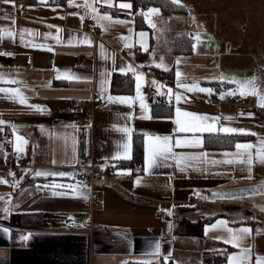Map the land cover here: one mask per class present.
<instances>
[{"label":"crops","instance_id":"0c3cea01","mask_svg":"<svg viewBox=\"0 0 264 264\" xmlns=\"http://www.w3.org/2000/svg\"><path fill=\"white\" fill-rule=\"evenodd\" d=\"M120 2L112 0L109 6L101 0H74L71 5H65L56 0L50 3L27 2L24 8L13 2L4 3L0 8V29L5 33L0 38V53H11L0 54L7 57H0V73L16 81L0 83V87H18L28 99L27 105L20 104L9 99V94L0 92V120L8 122L0 124V177L8 181L0 182V228L10 229V233L0 231V264H122L128 261L164 264L165 256L169 257L168 264H201L204 252L224 255L222 264H228V254L239 253L241 248H250L247 261L242 260L241 264H256L257 255L264 257V160L257 155L262 149L260 142L264 140L263 113L260 112L256 118H234L229 104L211 100L215 90L208 81L216 79L179 77L180 84L198 85L199 88L212 89L211 92L178 87L174 63L160 67L174 68L172 83H163L156 78L152 72L156 71L153 66H158L150 61L151 30L136 28L130 16L114 12L112 9L115 8L119 11L128 9L119 7ZM86 4L97 8L101 14L108 13L113 20L103 21L102 27ZM81 17L83 20L92 18L96 22L98 36L92 35L93 29L81 28ZM121 20L126 23L117 22ZM51 25L60 31L57 32V27H49ZM22 28L32 30L31 33L25 32V41L47 47L21 43ZM9 30L14 32V36L6 34ZM140 32L147 34L143 40L149 56L144 62L137 59V53L145 50L140 43ZM84 34L92 40L91 44L68 43L70 37L78 40ZM57 36L60 42H57ZM127 47H135L137 52L122 54L121 51ZM78 56L82 58L79 62L76 61ZM129 65L135 73L143 74L140 95L144 98V109L136 98L135 73L119 71ZM203 71L201 69L199 74ZM114 72L133 77L131 92H111ZM69 76L73 78H67ZM146 83L154 88V98H166L173 111L171 116L152 115L151 102L143 93ZM240 86L231 90L240 92ZM177 92L181 94L179 101L175 98ZM222 92L229 93V89ZM259 94L264 96V93ZM108 96L134 99L130 104H123L109 101ZM79 98L101 100L103 107L91 116H84L74 108ZM32 104L43 105L44 111L28 106ZM177 107L182 112L206 118L200 123L214 130L181 131L176 123ZM186 119L192 120L191 117ZM125 126L131 129L130 156L134 133L142 134L143 141L145 133L152 137H171L173 153L205 155L184 162V170L177 167L175 159L161 157L162 163L149 167L147 172L143 157L140 171L119 173L120 169L115 165L125 159L123 145L129 139L120 131ZM225 127L247 131H220ZM14 132L27 141L23 152L14 150ZM6 133L11 135V148L5 146ZM205 134H231L235 138L230 146L206 147ZM178 136H195L200 143L176 145ZM237 143L253 146L247 151L240 150L244 152L245 162L224 155L236 153ZM248 152L252 155L251 165L246 162ZM13 153L29 158L31 165L14 174L6 165ZM227 160L234 162L227 163ZM89 163L100 168L110 166L113 172L111 180L95 183V191L101 192L103 198L91 207L84 203L89 186L76 178V173ZM37 170L70 175L35 176ZM25 174L38 179L21 183ZM127 176H132V181H128ZM138 177L139 182L136 183ZM77 182H80L77 190L83 195L53 194L71 193L73 189L64 186L77 185ZM53 184L57 187H45ZM193 191H197L205 202L189 209L188 199ZM213 193H229L230 197L221 198ZM6 206L8 212L4 211ZM165 210H170L171 214ZM33 212H47L59 222L55 225L24 226L11 221L13 213ZM200 218L209 219L203 224L201 235L177 231L181 230L179 220ZM217 220L227 221L229 228L248 227L251 233L240 241V247H234L223 239L215 238L227 236L225 228H209L206 233L205 226ZM28 233H31L29 239L21 238ZM156 241L160 242L159 254L154 252Z\"/></svg>","mask_w":264,"mask_h":264},{"label":"rangeland","instance_id":"374dc122","mask_svg":"<svg viewBox=\"0 0 264 264\" xmlns=\"http://www.w3.org/2000/svg\"><path fill=\"white\" fill-rule=\"evenodd\" d=\"M149 8L159 9L148 15L151 23L144 15ZM141 13L151 30L155 65L174 63L183 78L216 79L228 89L254 78L258 93H264V0H180L179 5L164 0L162 8L148 6ZM197 32L201 38L195 51L170 52L173 38L191 35L194 43Z\"/></svg>","mask_w":264,"mask_h":264},{"label":"snow or ice","instance_id":"6c2138e0","mask_svg":"<svg viewBox=\"0 0 264 264\" xmlns=\"http://www.w3.org/2000/svg\"><path fill=\"white\" fill-rule=\"evenodd\" d=\"M5 3H13L14 0H4ZM41 3H44L45 0H40ZM173 3L179 5L180 4V0H172ZM69 5H71L73 3V0H68ZM101 3L106 4L111 6L112 5V0H101ZM86 7H88L90 9V12L93 15V18L97 20L98 23H101V26L103 27V21H112L113 17L111 15H109L108 13H99V11L97 10V8L91 6L90 4H86ZM119 7L121 8H130L131 4L130 3H123L121 2L119 4ZM159 9L156 8H149L147 9V11L144 13L145 15V19L147 22L151 23L150 20H148V15L150 13H155L158 12ZM81 20H83V17H81ZM119 23H126V21H117ZM49 27H57L54 25H51ZM60 29L57 27V32H59ZM25 32L31 33L32 30L31 29H20V41L21 43H27L28 46H33V47H47V45H35L32 44L31 41H25ZM8 36H14V32H12L11 30H9L6 33ZM5 35L4 31L2 29H0V38H3V36ZM45 35H50V33H45ZM138 35L142 38L140 40V43L142 44V46L146 49V44L143 40V37H145L147 34L144 32H140L138 33ZM200 38H201V33L197 32L194 35V40L196 42L193 43L192 47H193V51L196 50V46L197 43L200 42ZM57 42H60V38L59 36H57ZM122 39H127V37H122ZM81 43V44H91L92 40L87 36V34H84V36L80 39H74L72 37L69 38L68 43ZM101 47H103V45H101ZM0 54H7V55H11V53H0ZM158 67H163L162 64H158ZM58 71V70H57ZM120 72H126V71H132L135 73V69H133L131 67V65L128 66V68H124L121 67L119 69ZM142 73H135L136 76V88H137V97L140 100V106L142 109H144L146 107L145 103H144V98L143 96L140 95V85H141V80H142ZM179 77H180V72L177 70V78H178V87H182V88H186L188 89V91H194V90H199L201 92H211L212 89L209 88H199L198 85H187V84H180L179 83ZM69 79H72L73 77L69 76L67 77ZM226 77L221 76V79H225ZM232 82H237L235 77L231 78ZM0 83H16L15 79H11V78H7L4 76V74L0 73ZM153 83L155 84L156 82L153 81ZM240 83V94L241 95H247V94H259L258 90L254 84V78H252L251 80H244V81H239ZM0 92L3 93H7L9 94L8 98L9 99H13L16 100L18 103L20 104H28V99L27 97L23 94V92L21 91L20 88H3L0 87ZM229 94L234 95L235 93L229 89ZM224 93H221V96H223ZM175 98L177 101H179L181 99V94L179 92H177L175 94ZM109 101H118L120 103L123 104H130L133 101V97H129V96H108L107 98ZM261 105H264V97H261L260 101H258ZM30 108L35 109L37 111H44V106L43 105H39V104H32V105H28ZM176 123L178 125H180V130L184 131V132H188L191 131L193 133H195L197 130L203 132V131H212L214 129L211 128H205L200 121L206 118H199L196 117V114L194 113H189V112H182V110L177 107L176 108ZM131 115V114H129ZM251 115V114H249ZM191 117L192 120H188L186 118ZM4 123H8L5 121L0 120V124H4ZM13 129H15V125H13ZM120 131H122L123 133L127 134L129 139L128 141H126L123 145L124 147V152H123V158L125 159H130V148H131V144H130V139H131V129L128 128L127 126L120 128ZM220 131L226 132V133H245L247 130L244 128H230V127H225L220 129ZM15 135V132H14ZM145 136V140H144V151H145V156H144V160H145V167L144 170L145 172L148 171L149 167L151 166H158L160 163H162V161L160 160L161 157H163L164 159H175L176 160V165L178 168H181V170H184V168L182 167V164L184 162H186L187 160L190 159H196L198 155H205L204 153H200V154H185V153H173L172 149H173V144L171 143V137L165 136V137H160V136H149L147 133L144 134ZM15 139H16V144L14 145V150L17 153L23 152L24 151V145L27 143V141L24 139V137L19 136V135H15ZM200 140L198 137H192V138H181V137H177L175 144L176 145H182V144H199ZM261 145H262V149L261 151H259L257 153V155L261 158V160H264V140H261ZM253 146L250 143H246V144H241V143H237L236 144V149L237 152L236 153H225V156H232L235 158L240 159L241 162H245L244 161V152L240 151V150H249L251 149ZM120 154H118L119 156ZM227 163H233L234 160H227L225 161ZM246 162L251 165L252 163V155L250 152H248L247 155V160ZM53 163H55V161H53ZM212 163H218V161H212ZM103 167V165H102ZM25 171H28L27 169H25ZM130 170L128 169H120L118 170L119 173H127ZM249 173H251V167L249 166L248 168ZM53 175V176H67L70 175V173H66V172H52L49 173L45 170H37L34 175L35 176H47V175ZM0 182L3 183H8V181L4 180L3 177H0ZM139 182V177L137 178L136 183ZM15 183H18V181H16ZM80 184V182H77V185H73V184H68L64 187L67 188H71L73 189V192L68 193V192H59V193H53L55 195H83L82 192H79L77 190V186ZM45 187H52L55 188L57 187V185L53 184V185H45ZM214 196H220L221 198L224 197H230L229 193H213ZM10 198V197H9ZM5 212H8L9 209L6 206L4 208ZM168 211L169 214H171L170 210H165ZM171 227V222H169V228ZM217 227H223L226 229L228 235L227 236H217L215 237L216 239H223L225 241V243H230L232 244L234 247H240V241H242L245 237V235H248L251 233V229L248 227H244L242 226L239 229H234V228H229L228 227V222L225 220H217L214 224L212 225H206L205 226V231L207 233L209 228H217ZM0 231H3L5 233H10V229L7 228H0ZM259 231V230H257ZM31 237V233H28L26 235H24L23 237H21L22 239H29ZM154 252L156 254L160 253V242L156 241L154 244ZM250 253V248H241L239 253H230L228 254V264H241V261H247L248 256ZM168 256L164 257V264H168ZM256 264H264V257H261L259 255H257L256 257Z\"/></svg>","mask_w":264,"mask_h":264},{"label":"trees","instance_id":"16d2710c","mask_svg":"<svg viewBox=\"0 0 264 264\" xmlns=\"http://www.w3.org/2000/svg\"><path fill=\"white\" fill-rule=\"evenodd\" d=\"M116 1H124L129 2L131 7L128 9H121L118 8L112 9L114 12L130 16L134 20V25L136 28L141 29H148L149 26L145 22L144 16L141 13L143 10L148 8V6H157L162 8V4L164 0H116ZM118 10V11H117ZM193 45V38L191 35L181 34L173 38L172 46L170 52L172 54H186L192 52ZM149 56V49L139 51L137 53L138 61L144 62L148 59ZM3 59H7V57L0 56ZM154 70L160 73L161 77L172 83L174 80V68H160L153 66ZM215 90V94L218 92H222V90L226 89L222 86H226L223 82L219 80H212L208 81ZM110 90L112 93L115 94H123L129 93L133 90V77L127 73H118L114 72L110 82ZM260 112L263 113L264 116V109H258L256 111V118L260 115ZM151 113L153 116L156 117H164V116H171L173 111L172 108L169 106L166 98L164 96L155 97L151 102ZM235 135L231 134H205L204 135V143L205 146L214 145L215 147H226L230 146L234 141ZM130 159H122L119 160L115 167L118 169H128L132 172L137 170H141L143 157H144V141L143 135L134 133L132 137V152H131ZM38 177L31 176L25 174L22 179L21 183H31L32 181L37 180ZM194 208V206L189 205V209ZM207 218H200L195 221H190L187 219L179 220L181 230H177L178 232H182L189 235H201L203 224L208 221ZM11 221L13 223L23 224L24 226H46V225H55L58 224L57 218L47 212H33V213H13L11 216ZM225 258L224 255L212 254L208 252H204L202 263L201 264H222L224 263ZM122 264H152L146 263L141 261H128Z\"/></svg>","mask_w":264,"mask_h":264},{"label":"built area","instance_id":"2783aa9c","mask_svg":"<svg viewBox=\"0 0 264 264\" xmlns=\"http://www.w3.org/2000/svg\"><path fill=\"white\" fill-rule=\"evenodd\" d=\"M56 0H45L44 3L54 2ZM61 1L63 4L67 5L68 0H58ZM74 1V0H73ZM27 2L33 3H41L40 0H14V3L19 4L22 8L25 7ZM4 0H0V8L4 4ZM81 28L83 30H92V35L94 37L98 36L99 27L96 22L92 18H85L81 23ZM122 54L127 52H137V48L135 47H127L124 48ZM81 56L76 58V61L79 62L81 60ZM153 75L161 80L163 83L166 82L160 73L155 71L152 72ZM174 87V86H173ZM143 93L146 98L152 102L154 98V88L146 83L143 87ZM221 93H224L221 96ZM235 94H229L226 92H218L217 94L213 95L211 100L215 102H222L229 104V106L233 109V117L234 118H254L256 115V111L258 109H262L264 105H261L258 101H260L261 97H264L262 94H247L241 95L240 92H234ZM103 107V102L101 100H95L93 98H79L76 100L74 104L75 110L84 115V116H91L94 111L101 109ZM251 114V115H249ZM4 141L6 148H11L12 138L11 135L6 133L4 135ZM6 165L11 169L14 174H17L23 168H27L31 165V160L27 157L21 156L20 154L13 153L11 157L7 160ZM76 178L89 186V194L84 199V203L87 204L88 207H91L93 203L100 202L103 198L101 192L95 191L94 185L97 182H103L106 180H111L113 178L112 168L107 166L105 168H100L95 164L89 163L83 166L77 173ZM126 179L128 181H132V176H127ZM205 202L204 198L197 192H191L188 203L191 206H198Z\"/></svg>","mask_w":264,"mask_h":264}]
</instances>
